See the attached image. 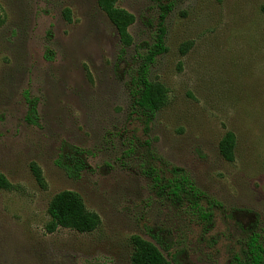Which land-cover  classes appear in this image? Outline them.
I'll use <instances>...</instances> for the list:
<instances>
[{
  "label": "rangeland",
  "instance_id": "374dc122",
  "mask_svg": "<svg viewBox=\"0 0 264 264\" xmlns=\"http://www.w3.org/2000/svg\"><path fill=\"white\" fill-rule=\"evenodd\" d=\"M117 6L135 17L123 61L94 0H0V174L13 186L0 190V264H131L130 239L151 241L149 230L173 264L243 261L249 235L264 248V0ZM164 7L167 52L149 78L166 87L167 103L146 121L131 110L127 69L134 48L152 43ZM227 132L232 162L218 151ZM171 167L221 204L208 223L151 190L147 172ZM64 190L98 216L93 232H46L48 203Z\"/></svg>",
  "mask_w": 264,
  "mask_h": 264
},
{
  "label": "trees",
  "instance_id": "16d2710c",
  "mask_svg": "<svg viewBox=\"0 0 264 264\" xmlns=\"http://www.w3.org/2000/svg\"><path fill=\"white\" fill-rule=\"evenodd\" d=\"M99 10L107 17L110 24L116 31L120 44V58L123 61L128 59V48L133 44L129 34V28L134 24L135 17L124 9L117 6L120 0H94ZM158 27L152 37V43L144 47L134 48V54L128 66L129 80L127 83L128 94L131 100V110L134 114L140 115L146 121H150L167 103V89L157 81L149 78V73L156 59L167 52L165 46V20L168 7L161 8ZM64 20L71 22L69 9L62 12ZM187 46L181 51L184 54ZM29 109L26 121L35 125L36 104L28 100ZM236 138L233 133L227 132L219 142L218 151L220 156L227 162L234 160ZM82 154L70 151L66 157L73 159L80 166H85ZM31 172L37 184L44 188V180L41 171L35 165L31 166ZM147 177L151 181V190L163 204L168 205L175 212L183 211L198 221L208 223L212 211L221 208V204L198 189L189 176L181 169L171 167L170 170L149 171ZM0 190L11 191L13 186L0 174ZM49 221L45 225L47 233H54L57 229H67L79 234L93 232L99 225V218L96 214L89 212L81 197L74 191L64 190L55 194L47 207ZM151 241L144 240L138 236L130 239L132 252L131 264H173L164 253L169 255L170 247L165 240L152 230L148 231ZM164 252V253H163ZM244 260L235 258L232 264H264V248L259 237L254 233L247 237Z\"/></svg>",
  "mask_w": 264,
  "mask_h": 264
}]
</instances>
